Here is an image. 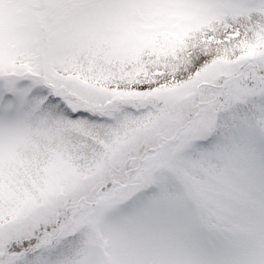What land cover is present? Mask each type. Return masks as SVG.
<instances>
[{"label": "snow or ice", "instance_id": "snow-or-ice-1", "mask_svg": "<svg viewBox=\"0 0 264 264\" xmlns=\"http://www.w3.org/2000/svg\"><path fill=\"white\" fill-rule=\"evenodd\" d=\"M0 264H264V0H0Z\"/></svg>", "mask_w": 264, "mask_h": 264}]
</instances>
